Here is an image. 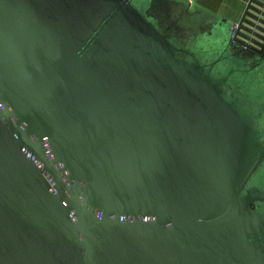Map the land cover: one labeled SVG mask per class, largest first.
I'll return each mask as SVG.
<instances>
[{
	"label": "water",
	"instance_id": "1",
	"mask_svg": "<svg viewBox=\"0 0 264 264\" xmlns=\"http://www.w3.org/2000/svg\"><path fill=\"white\" fill-rule=\"evenodd\" d=\"M170 2L0 0V264H264V0Z\"/></svg>",
	"mask_w": 264,
	"mask_h": 264
},
{
	"label": "crops",
	"instance_id": "2",
	"mask_svg": "<svg viewBox=\"0 0 264 264\" xmlns=\"http://www.w3.org/2000/svg\"><path fill=\"white\" fill-rule=\"evenodd\" d=\"M193 9L205 17L210 14L221 16L236 23L248 2V0H192Z\"/></svg>",
	"mask_w": 264,
	"mask_h": 264
},
{
	"label": "flooded vegetation",
	"instance_id": "3",
	"mask_svg": "<svg viewBox=\"0 0 264 264\" xmlns=\"http://www.w3.org/2000/svg\"><path fill=\"white\" fill-rule=\"evenodd\" d=\"M172 4V2H170ZM182 13L185 17V21L182 23V25L187 26V28H185L183 31H173V29L168 28V26L161 21V25L163 27V29H165L173 38H175L179 43L184 42L186 39H189L190 37H192L195 33L199 32L202 29H205L207 26L205 25V21H204V16H202L201 14H199L197 11H194V9H192V11L190 12H185L184 7L182 6ZM175 30V29H174ZM250 182V180L247 181V183L245 184L248 185V183ZM264 189V188H262ZM251 210L255 211V210H260L261 208V204H252L250 206Z\"/></svg>",
	"mask_w": 264,
	"mask_h": 264
},
{
	"label": "rangeland",
	"instance_id": "4",
	"mask_svg": "<svg viewBox=\"0 0 264 264\" xmlns=\"http://www.w3.org/2000/svg\"><path fill=\"white\" fill-rule=\"evenodd\" d=\"M182 6L183 4L179 2L159 6L158 13L161 16L162 21L168 26V28L173 29V31H183L188 26L184 27V25H182L185 21V17L182 13Z\"/></svg>",
	"mask_w": 264,
	"mask_h": 264
}]
</instances>
